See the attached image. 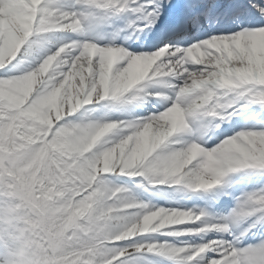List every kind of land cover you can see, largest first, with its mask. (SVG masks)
I'll use <instances>...</instances> for the list:
<instances>
[{"label": "snow or ice", "instance_id": "snow-or-ice-1", "mask_svg": "<svg viewBox=\"0 0 264 264\" xmlns=\"http://www.w3.org/2000/svg\"><path fill=\"white\" fill-rule=\"evenodd\" d=\"M0 264H264V0H0Z\"/></svg>", "mask_w": 264, "mask_h": 264}]
</instances>
